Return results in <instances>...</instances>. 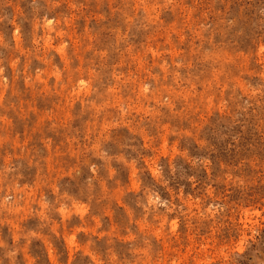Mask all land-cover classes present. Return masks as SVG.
<instances>
[{"label": "clouds", "instance_id": "obj_1", "mask_svg": "<svg viewBox=\"0 0 264 264\" xmlns=\"http://www.w3.org/2000/svg\"><path fill=\"white\" fill-rule=\"evenodd\" d=\"M0 264H264V0H0Z\"/></svg>", "mask_w": 264, "mask_h": 264}, {"label": "rangeland", "instance_id": "obj_2", "mask_svg": "<svg viewBox=\"0 0 264 264\" xmlns=\"http://www.w3.org/2000/svg\"><path fill=\"white\" fill-rule=\"evenodd\" d=\"M258 2H259V0H258ZM8 11L11 12V9H8Z\"/></svg>", "mask_w": 264, "mask_h": 264}]
</instances>
